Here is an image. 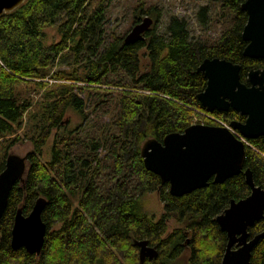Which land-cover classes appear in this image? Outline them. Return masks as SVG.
<instances>
[{"label": "trees", "instance_id": "1", "mask_svg": "<svg viewBox=\"0 0 264 264\" xmlns=\"http://www.w3.org/2000/svg\"><path fill=\"white\" fill-rule=\"evenodd\" d=\"M207 1L220 8L213 21L226 25L213 43L190 40L186 21L173 15L163 36L151 30L144 41L125 44L114 37L105 43L106 0H27L0 17V172L15 144L25 140L32 147L24 181L12 188L0 221V264H168L183 253L184 231L190 238L188 264H220L225 235L215 218L231 200L248 195L243 174L222 184L210 180L207 188L175 198L144 168L140 155L146 140L162 141L193 125L195 112L230 121L233 113H209L197 100L205 87L196 72L203 60L240 65L241 80L248 69L264 67V61L242 55L246 0ZM136 7L133 21L143 10L142 4ZM208 14L209 6L198 9L201 27L208 26ZM48 28H56L57 43L45 45ZM31 93H41L35 103ZM69 113L79 119L76 125ZM52 134L50 159L43 162ZM254 145L264 154L261 142ZM245 168L255 184L264 183L262 155L247 150ZM154 192L164 205L156 222L143 205V197ZM37 198L47 201L38 257L10 247L15 212L21 208L28 215ZM169 218L181 225L167 234ZM256 226L264 230V218ZM141 240L156 247L157 259L139 262L133 241ZM250 264H264V239Z\"/></svg>", "mask_w": 264, "mask_h": 264}, {"label": "water", "instance_id": "2", "mask_svg": "<svg viewBox=\"0 0 264 264\" xmlns=\"http://www.w3.org/2000/svg\"><path fill=\"white\" fill-rule=\"evenodd\" d=\"M27 0H0V17L23 7ZM241 10L247 16L241 39L247 43L243 56L264 60V0H246ZM153 21L145 17L125 35L124 43L143 41V34ZM240 67L218 58L205 59L197 68L206 80V86L197 95L201 107L207 112H223L228 108L248 116L244 125L232 122L233 129L244 137L253 139L260 126H264V71H250L247 88L240 82ZM257 86V87H255ZM140 155L144 168L169 185L173 197H182L195 190L206 188L210 178L222 184L243 172L245 146L226 128L193 124L182 133H170L162 141L146 140ZM27 171L26 156L8 154L0 172V221L7 207L9 194L17 183H23ZM250 188L249 196L239 202L231 201L223 214L216 218L222 232L227 235V245L220 264H249L253 246L264 238V232L246 243V229L262 219L264 189L255 187L250 170L243 172ZM47 201L37 198L28 215L18 208L10 232V247L24 249L29 255L40 256L45 240L46 225L42 212ZM237 244L236 250L232 246ZM139 262L157 257V250L145 240L134 241Z\"/></svg>", "mask_w": 264, "mask_h": 264}, {"label": "rangeland", "instance_id": "3", "mask_svg": "<svg viewBox=\"0 0 264 264\" xmlns=\"http://www.w3.org/2000/svg\"><path fill=\"white\" fill-rule=\"evenodd\" d=\"M106 3L107 10L104 15V22L102 25V29L104 31L102 39L105 43H110L114 37L124 38V36L133 26V10L136 9V6L139 4H142L143 12L148 11L152 7L151 12L153 15L151 12L150 14L146 15L140 11L142 14L139 12L138 17L139 19H142L145 16L150 17L153 20L151 29L154 30L158 35H164L165 28L168 24V19L171 15L186 21L190 40H202L203 42L208 41L209 43H213V41H215L220 36L224 30V27L226 26L223 24H217L213 21V16H216V12H219L220 8H216L215 6L211 5L207 0H106ZM203 6H209V19L207 27H201L196 18L198 9ZM156 15H159L158 19H155ZM45 36V45L55 44L60 39V35L57 33L56 28L46 29ZM61 69L66 70L67 67H61ZM57 70L58 67H54L52 72ZM120 79L123 82L127 81L124 78ZM45 82H48V85L50 86L54 81L46 77ZM41 93L36 95L31 93L30 101L34 103L38 101ZM80 97L83 96L80 95ZM69 115V118L72 121V126L76 125L79 122V119L70 113ZM193 118V124H203L208 122L206 120L207 118L205 119L201 115V112H195L193 114ZM25 122L26 119L23 123L25 124ZM21 131L22 130L18 131L17 133L20 134ZM53 135L54 134L51 135L50 139L43 147V154L41 157L43 162H48L50 159L49 156L51 144L53 142ZM31 148L32 147L29 142L22 140L10 148L9 154L23 157L31 150ZM143 205L146 213L152 221L156 222L160 219L163 214V205L160 202L157 193L154 192L144 196ZM179 227L180 226L176 221H171L167 225L166 233L169 234ZM185 257L186 254L184 256L182 255L180 258L172 261V264H187Z\"/></svg>", "mask_w": 264, "mask_h": 264}, {"label": "flooded vegetation", "instance_id": "4", "mask_svg": "<svg viewBox=\"0 0 264 264\" xmlns=\"http://www.w3.org/2000/svg\"><path fill=\"white\" fill-rule=\"evenodd\" d=\"M245 13V12H244ZM145 17H148V16H145ZM144 17V18H145ZM144 18H142V19H138V20H136V21H134L133 22V26H135V25H137V24H139V23H141L142 22V20L144 19ZM150 18V17H149ZM151 19V18H150ZM152 20V19H151ZM153 21V20H152ZM153 24V23H152ZM246 24V23H245ZM132 26V27H133ZM152 26V25H151ZM245 26V25H244ZM131 30V29H130ZM152 29H151V27L149 28V30L146 32V33H144L143 34V37H144V39H143V41L144 40H147V37H146V35H148V33L151 31ZM243 30V29H242ZM242 33V32H241ZM124 38H125V36H124ZM124 38H122V41L124 42ZM242 40V39H241ZM243 41V40H242ZM244 42V41H243ZM245 43V47H246V45H247V43L246 42H244ZM132 44V43H131ZM245 47H244V49H245ZM244 51V50H243ZM242 55H243V53H242ZM244 57V56H243ZM245 59H247L248 61H252V62H255V61H264V60H262V59H253V58H249V57H244ZM213 59V58H212ZM219 59V58H218ZM221 60H224V59H221ZM202 63V62H201ZM238 65V64H237ZM239 67H240V71H241V66L239 65ZM264 71V67H257V68H255V67H253V68H250V69H248L247 71H246V73H245V78H244V80H241V76H240V71H239V77H240V82L242 83V84H244V86L245 87H247V88H250L251 87V85H250V83H249V81H248V74H249V72L250 71ZM201 74V73H200ZM203 77V76H202ZM205 86H206V80H205ZM255 87H257V86H255ZM205 88V87H204ZM204 90V89H203ZM233 113L232 114V116L230 117V121L229 122H225V121H223V122H225L232 130H234L235 132H237L238 133V135L240 136V138L241 139H243L248 145H249V147L248 146H245V152L247 151V150H252V151H255V152H257L258 154H260V155H262L263 157H264V154H262V153H260L259 152V150H257V148L255 147V143H258V142H261L262 143V145L264 146V126L262 127V126H260V128H258L257 130H256V134L257 133H259L261 130L263 131L261 134H258L257 135V137H255V138H253V139H248V138H246V137H244L238 130H236V129H233L232 127H231V123L232 122H235V123H239V124H242V125H244L245 123H246V121H247V118H248V116L246 115V114H241L240 112H236V111H234L233 109H231V108H228V110H226V111H223V112H221V113ZM212 113V112H211ZM231 113H230V115H231ZM262 114L264 115V112H262ZM248 168H245L244 169V163H243V172L245 171V170H247ZM248 170H250V169H248ZM243 172H242V174H243ZM250 172H251V170H250ZM251 174H252V180H253V182H254V177H253V173L251 172ZM243 177H244V175H243ZM210 180H211V182L213 183V179L212 178H210L209 179V181H208V185H209V183H210ZM162 183V182H161ZM162 184H167V183H162ZM213 184H215V183H213ZM244 184L248 187V189H249V191H248V195L247 196H245L244 198H241V199H238V200H231V201H235L236 203L237 202H239V201H241V200H244V199H246L248 196H249V194H250V188H249V186L246 184V182H245V177H244ZM168 185V184H167ZM254 185H255V187H259V188H261V189H264V183H260V184H255V182H254ZM208 187V186H207ZM206 187V188H207ZM202 189H205V188H202ZM200 190V189H199ZM196 191V190H195ZM168 192H169V185H168ZM194 192V191H193ZM192 193V192H191ZM170 194V193H169ZM187 195V194H186ZM173 197V196H172ZM175 198H177V197H175ZM178 198H180V197H178ZM231 201L229 202V205L224 209V211L226 210V209H228L229 208V206H230V203H231ZM162 205H163V203H162ZM163 209H164V205H163ZM223 211V212H224ZM223 212L221 213V214H223ZM220 214V215H221ZM219 216V215H218ZM217 216V217H218ZM162 217V216H161ZM160 217V218H161ZM216 217V218H217ZM216 218H215V222H216ZM264 218V213H263V217H262V219ZM262 219H260V220H258V221H256L251 227H248L247 229H246V232H247V240H246V243H248V242H250L254 237H256V236H258V235H260L261 233H263L264 232V230H256V225L262 220ZM171 221H176L177 223H178V225L180 226L181 224L178 222V220L177 219H175V218H169L167 221H166V223H165V225L167 226ZM216 224H217V222H216ZM217 227H218V229H219V231L221 232V233H223L224 235H225V247H224V252H225V249H226V245H227V235H226V233L225 232H222L221 230H220V228H219V226H218V224H217ZM175 230H179V228L178 229H175ZM173 232V231H172ZM171 232V233H172ZM168 234V233H167ZM183 234H184V236L186 237V238H184V240H183V243H182V246H183V253L179 256V257H177V259L178 258H180L182 255L184 256L185 254H186V262H187V257H188V254H189V252H190V246H189V240H190V238H189V236H188V234H189V232L188 231H184L183 232ZM188 237V238H187ZM264 238H261L260 240H263ZM259 240V241H260ZM145 241H147V240H145ZM259 241L253 246V248H252V250H251V253H252V251H253V249H254V247L259 243ZM148 242V241H147ZM133 243H134V241H133ZM135 246V245H134ZM148 246H150V247H153V248H155L156 249V247H154V246H152V245H150L149 244V242H148ZM240 247V246H239ZM239 247H237V244H234L233 246H232V250H236L237 248H239ZM137 248V247H136ZM137 250H138V248H137ZM157 250V249H156ZM224 252H223V254H224ZM251 253H250V258H251ZM223 254H222V256H223ZM222 256H221V259H222ZM159 257V251L157 250V257L155 258V259H157ZM139 258V257H138ZM250 258H249V264H250ZM146 260V259H145ZM152 260H154V259H152ZM220 263H221V261H220ZM168 264H172V262H168ZM187 264H188V262H187Z\"/></svg>", "mask_w": 264, "mask_h": 264}, {"label": "built area", "instance_id": "5", "mask_svg": "<svg viewBox=\"0 0 264 264\" xmlns=\"http://www.w3.org/2000/svg\"><path fill=\"white\" fill-rule=\"evenodd\" d=\"M201 115L210 123H212L214 126H220V127H224L226 128L236 139H238L239 141H241L243 143V145L245 146H248L249 145L243 140L240 138V136L238 135L237 132H235L234 130H232L225 122H223L222 120L220 119H217L215 117H212L210 114L208 113H201ZM203 125V124H201Z\"/></svg>", "mask_w": 264, "mask_h": 264}]
</instances>
